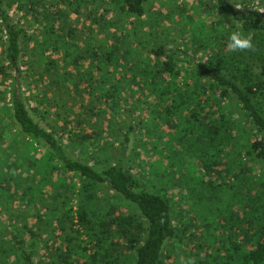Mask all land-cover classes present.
I'll return each instance as SVG.
<instances>
[{"label":"trees","instance_id":"1","mask_svg":"<svg viewBox=\"0 0 264 264\" xmlns=\"http://www.w3.org/2000/svg\"><path fill=\"white\" fill-rule=\"evenodd\" d=\"M212 1L209 32L144 57L137 26L124 37L111 27L147 23L151 0H0V74L14 72L0 88V264H104L108 250L112 264H264V4L242 14ZM15 4L32 16L27 29L8 14ZM229 15L250 49H228ZM21 38L27 54L45 55L37 73L49 77L33 105L22 95ZM51 113L60 127L41 124ZM114 132L115 163L67 152L92 146L94 157ZM132 134L134 162L158 155L140 172L125 166ZM125 202L137 214H123Z\"/></svg>","mask_w":264,"mask_h":264},{"label":"rangeland","instance_id":"2","mask_svg":"<svg viewBox=\"0 0 264 264\" xmlns=\"http://www.w3.org/2000/svg\"><path fill=\"white\" fill-rule=\"evenodd\" d=\"M236 8V10L242 14H247L251 11H256V10H262L263 8V4H264V0H229ZM213 4L212 0H151V2L148 4L147 6V14H146V19L145 17H143V21L147 20V23L142 24L141 26H139L138 23H134L137 22L136 19H131L125 26L124 29H122L121 31H117L115 29V27H111V32H114L116 34H118L119 36L122 35V37L125 36L126 32H130V34H132L135 30H136V26L137 29L139 30V34L137 35L138 38L142 39L145 38L144 40L146 41V43L144 44V47H140V52H142V55L140 56H147L148 57V52L151 50V48L157 44H162V43H167V46L172 47L173 46V42H175L176 44H180L181 42L183 43H189L188 39L189 38H197L198 35L200 34V37L203 34H206V32L208 31V27L211 26L213 24V22L217 19L218 15L211 14L208 15L206 14V9L209 7V5ZM8 14L11 15L13 18V20L15 22H18L21 24V26L24 29H27V24H30V21L32 20V16L30 15H26L25 16V12L23 11H19V8L17 7V4H15L9 11ZM109 17H111V14H108ZM73 18H80L79 20H74L76 22L77 29H82L83 28V19L82 16L80 15H75L73 13ZM84 18V17H83ZM112 18V19H111ZM110 19L114 20V16H112ZM203 20V23L202 21ZM78 21V22H77ZM83 21V22H82ZM70 22H71V26H72V19L70 17ZM226 22L228 25V28H233V27H239L241 29V24L239 21H235L232 16H227L226 17ZM123 24V23H122ZM206 24V25H204ZM124 25V24H123ZM208 26V27H207ZM202 28H205L204 30ZM34 29V28H33ZM129 34V35H130ZM137 34V33H136ZM105 35H108V33L106 32L105 34H103L102 32L99 34V39L101 38H105ZM134 36V35H133ZM130 37V36H129ZM136 37V36H134ZM147 38V39H146ZM22 39V43H21V47H22V52L25 53V57L23 59V61H21L20 63V67L21 70L24 74V76L28 75V78L22 77L21 79V84H22V89H23V96L26 100V102H34V98L36 99V94L39 93L41 90L45 89L47 87V84L49 83V77L48 76H43V75H39L37 73L38 70H40L39 72L42 73L44 70V67H40L38 66V63L36 61V58L40 61H42L41 59L45 56V55H41L39 52L35 51V50H31V52L33 53V55H29L27 54V50L28 46L25 44V41H23V39L25 38H21ZM143 40V39H142ZM5 38L2 40V42H0V56L3 55L4 51V44H5ZM33 42H31L32 45ZM81 43V42H80ZM193 55L194 52L193 50L190 51ZM190 53V54H191ZM35 54V55H34ZM47 54V53H46ZM208 54V53H207ZM138 56V57H140ZM196 56H198L199 58H201L203 56V53H198L196 54ZM33 59V61H31ZM204 60H206V57H204ZM31 62V63H30ZM8 64V61H6L5 65ZM14 74V72H12L11 70H7V76L5 77L3 74H0V88H2V90H6V89H10V82L12 79V75ZM43 74V73H42ZM11 92V90H10ZM10 92H7L10 94ZM37 100V99H36ZM4 102L6 103V105L11 106L10 103V99H6L4 100ZM32 102V105H33ZM35 103V102H34ZM29 106V103H28ZM51 111H54V109H52ZM32 113V112H31ZM235 116H237V114H235ZM36 119H39V116L35 115ZM46 122H41V124L43 126H47V122L50 123V125H56L57 127H60L61 125V121L57 119V117L55 115H53V113H51V117L49 118V120H45ZM104 125V123H103ZM50 129V128H49ZM48 129V130H49ZM115 134L112 135V140H111V147L108 149H103L106 147V142L105 138L102 137L103 140H101L98 144H99V148L96 149V153L94 155V157H92V153L89 151L90 147L95 150V147L90 146L88 148L87 152H83L81 149L79 150L78 148L75 150H72L70 148H67V152L69 154V156H71L72 158H78L80 160H88L89 164L94 165V164H98L99 167H104L106 166V163L109 158L108 157H112L111 160V164L115 163L116 160H118L120 158L121 155V147H119V143L120 141H122L121 139H118L116 136V132H114ZM118 134H120V131H118ZM116 137V139L114 138ZM110 138V137H109ZM136 144H140V141L138 140L137 137L134 136V134L131 135V140L130 142L126 145V154L124 155V157L126 158V167L130 164H134V169L133 170H140V168H143L147 165V163H145L146 161L149 162V160H155L158 158V155L153 154V157L148 158L146 155H142L140 159H138L137 161L134 162V152L135 149L140 151V145H136ZM41 150V149H40ZM39 150V151H40ZM166 163V161H165ZM167 164V163H166ZM137 167V168H136ZM257 169H260V166H258ZM140 172V171H139ZM168 172L170 173V171L168 170ZM107 193L109 194V199H111V201L113 203H118L120 204V199L119 198H115V195L112 194L111 190H109V188L106 189ZM178 189H172V191L169 192V194H171L172 196H174L176 199L179 198L178 196ZM187 191H184L183 193H186ZM127 203V206H123L122 207V211L123 214L130 213V214H137V210L134 208H128V206L131 205V203L129 202H125ZM130 205H129V204ZM17 204V203H16ZM103 203L100 202V206ZM123 204V203H121ZM133 205V204H132ZM98 208L99 205L97 204ZM183 209H187V205L185 203H183L182 205ZM129 211H128V210ZM78 229H81V227H78ZM84 231V229H83ZM86 237H88L86 235V232L82 233V239H85ZM118 244L122 245L121 243L124 242V240L119 239ZM89 245V244H88ZM90 246V245H89ZM128 253H126L125 256H127ZM108 256L107 257L103 251H101V258L104 259V262L106 264H112L113 260H115V258H113L112 256V251L108 250ZM123 257V256H122ZM122 264H126V262H130V258L126 257L125 259L121 260ZM104 263V264H105Z\"/></svg>","mask_w":264,"mask_h":264},{"label":"clouds","instance_id":"3","mask_svg":"<svg viewBox=\"0 0 264 264\" xmlns=\"http://www.w3.org/2000/svg\"><path fill=\"white\" fill-rule=\"evenodd\" d=\"M227 47L232 52L250 49L252 47V37L245 35L239 27H233L228 32Z\"/></svg>","mask_w":264,"mask_h":264}]
</instances>
